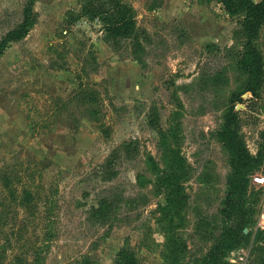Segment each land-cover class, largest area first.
Returning a JSON list of instances; mask_svg holds the SVG:
<instances>
[{"label": "rangeland", "instance_id": "obj_1", "mask_svg": "<svg viewBox=\"0 0 264 264\" xmlns=\"http://www.w3.org/2000/svg\"><path fill=\"white\" fill-rule=\"evenodd\" d=\"M82 1L36 0L32 29L0 56V264H115L123 245L142 264H162L168 238L187 244L178 260L192 264L237 221L220 211L231 166L215 137L239 88L227 49L236 18L218 0H124L146 31L138 60L127 40L113 48L102 39L101 22L81 16ZM24 2L0 0V36ZM263 40L264 26V54ZM241 98L240 133L256 159L245 206L254 213L249 241L232 250L248 251L239 264H264V186L253 181L264 175V85ZM130 139L137 151L103 180L101 164ZM177 154L188 170L185 200L154 189L155 167L171 169ZM103 195L119 204L106 222L91 221Z\"/></svg>", "mask_w": 264, "mask_h": 264}, {"label": "trees", "instance_id": "obj_2", "mask_svg": "<svg viewBox=\"0 0 264 264\" xmlns=\"http://www.w3.org/2000/svg\"><path fill=\"white\" fill-rule=\"evenodd\" d=\"M36 0H25L20 19L0 36V56L13 42L22 40L32 29L37 20L34 9ZM227 14L236 18L235 28L232 30V43L227 48L235 62L239 75L238 92L232 94L226 106L224 120L215 131V137L222 144L229 155L231 166L226 179L227 190L221 212L230 218L236 216L234 226H225L224 232L214 239L207 252L196 259L192 264H225L227 254L248 240L249 233L243 230L251 224V215L254 209L245 206L248 184V174L255 166L256 159L249 153L243 136L240 133V109H235L241 94L250 92L251 98L258 97L264 85V54L259 50L258 41L264 26V0H218ZM80 14L87 19H98L102 24V39L111 47L119 48L127 40L131 52L140 59L144 48L146 31L137 24L134 7L124 0H83L80 3ZM264 43V40H263ZM215 84L220 83L218 77H212ZM247 98V99H251ZM157 114V113H156ZM149 121L151 126L157 123ZM137 151V140L123 141L114 148L100 166V176L103 180H112L116 171V161L122 156L131 157ZM157 179L154 189L157 193L167 191L169 198L177 197L185 200L183 181L187 178L188 170L186 160L182 155H176L171 169L155 167ZM10 177L4 175L2 184L10 200H16V189L11 185ZM28 199V194L25 195ZM119 199L109 195L101 196L95 207H91V221L106 222L114 209L118 206ZM247 211L249 214H247ZM208 223L206 217H199L197 227L202 233ZM255 233V232H254ZM257 233V232H256ZM251 240V239H250ZM254 240V236H253ZM252 240V241H253ZM162 264H181L178 256L187 249L184 241L168 238ZM1 260V257H0ZM115 264H142L136 252L128 245L121 246L115 256Z\"/></svg>", "mask_w": 264, "mask_h": 264}, {"label": "built area", "instance_id": "obj_3", "mask_svg": "<svg viewBox=\"0 0 264 264\" xmlns=\"http://www.w3.org/2000/svg\"><path fill=\"white\" fill-rule=\"evenodd\" d=\"M253 181L257 183L258 185L264 186V175H255L253 177ZM264 209V208H263ZM263 213V214H262ZM261 215L264 216V211H262ZM261 222L259 223V225ZM243 250H231L230 254L226 258V264H239V260L242 258L240 255L244 254L243 258H247L248 251L242 253ZM242 262H245V259H242ZM241 263V262H240Z\"/></svg>", "mask_w": 264, "mask_h": 264}]
</instances>
